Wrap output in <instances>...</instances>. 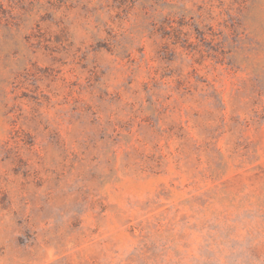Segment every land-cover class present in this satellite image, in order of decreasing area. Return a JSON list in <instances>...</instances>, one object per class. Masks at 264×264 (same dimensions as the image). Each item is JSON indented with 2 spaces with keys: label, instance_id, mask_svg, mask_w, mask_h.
I'll return each mask as SVG.
<instances>
[{
  "label": "rangeland",
  "instance_id": "rangeland-1",
  "mask_svg": "<svg viewBox=\"0 0 264 264\" xmlns=\"http://www.w3.org/2000/svg\"><path fill=\"white\" fill-rule=\"evenodd\" d=\"M261 201L264 0H0V264H264Z\"/></svg>",
  "mask_w": 264,
  "mask_h": 264
},
{
  "label": "trees",
  "instance_id": "trees-1",
  "mask_svg": "<svg viewBox=\"0 0 264 264\" xmlns=\"http://www.w3.org/2000/svg\"><path fill=\"white\" fill-rule=\"evenodd\" d=\"M257 206H258V210H262L264 208V201H261L259 204H257Z\"/></svg>",
  "mask_w": 264,
  "mask_h": 264
}]
</instances>
